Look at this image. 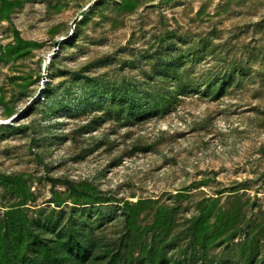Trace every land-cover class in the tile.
Here are the masks:
<instances>
[{
    "label": "rangeland",
    "instance_id": "rangeland-1",
    "mask_svg": "<svg viewBox=\"0 0 264 264\" xmlns=\"http://www.w3.org/2000/svg\"><path fill=\"white\" fill-rule=\"evenodd\" d=\"M0 264H264V0H0Z\"/></svg>",
    "mask_w": 264,
    "mask_h": 264
},
{
    "label": "trees",
    "instance_id": "trees-1",
    "mask_svg": "<svg viewBox=\"0 0 264 264\" xmlns=\"http://www.w3.org/2000/svg\"><path fill=\"white\" fill-rule=\"evenodd\" d=\"M244 69L243 65H236L233 69H227L222 72V74H218L219 76L215 77V80H213V82H209V84H218L220 82L219 84H222L220 89L224 90L228 88L230 84H235L237 82L236 78L245 73ZM148 96H150L149 100L136 97L135 95L131 98L122 97L120 100L114 99L113 104L115 108H119L121 113H125L126 115H123L130 119V121H134V118L144 119L146 115H157L159 113H163L166 108L171 105L172 98H169V96L160 97L155 94L152 96L148 94Z\"/></svg>",
    "mask_w": 264,
    "mask_h": 264
}]
</instances>
